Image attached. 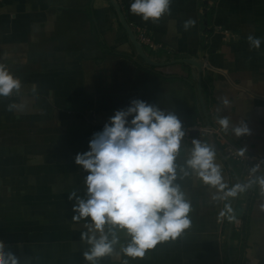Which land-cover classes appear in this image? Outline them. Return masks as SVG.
<instances>
[{
    "label": "crops",
    "instance_id": "obj_1",
    "mask_svg": "<svg viewBox=\"0 0 264 264\" xmlns=\"http://www.w3.org/2000/svg\"><path fill=\"white\" fill-rule=\"evenodd\" d=\"M130 25L145 27L166 49L146 64L129 39L113 3ZM132 0H2L0 65L22 84L21 93L0 97V244L19 264H86L83 223L72 222L69 194L84 193L74 158L116 110L133 99L175 112L184 129L199 118L218 124L242 152L264 158V0H172L171 13L145 22L130 11ZM195 21L188 30L184 22ZM259 38V49L248 36ZM166 59V60H165ZM227 102V103H225ZM15 107L9 110V105ZM245 124L249 134L235 136ZM219 125V124H218ZM220 126V125H219ZM221 166L224 191L242 180V165L226 158L208 137ZM192 143L184 137L176 163ZM177 183L191 204V227L175 241L158 244L143 258L113 254L98 264H264V193L256 181L235 197L197 182ZM247 206V207H246ZM230 209V210H229ZM245 212L243 237L233 226ZM121 243L127 237L120 233ZM119 245L116 252H119Z\"/></svg>",
    "mask_w": 264,
    "mask_h": 264
},
{
    "label": "clouds",
    "instance_id": "obj_2",
    "mask_svg": "<svg viewBox=\"0 0 264 264\" xmlns=\"http://www.w3.org/2000/svg\"><path fill=\"white\" fill-rule=\"evenodd\" d=\"M172 0H132L129 11L143 21L158 22L171 13ZM195 21L184 22V30ZM250 47L259 49L261 40L248 36ZM22 84L4 65H0V97L21 93ZM227 103V102H225ZM15 107L9 105V110ZM222 129L230 126L228 117L218 120ZM235 136L249 134V128H232ZM186 136L181 119L175 112L157 104L133 99L129 106L116 110L89 140V150L77 153L74 162L87 173L84 193L73 190L72 222L83 223L80 233L87 246L86 264L98 262L113 254L143 258L158 244L175 241L191 227V204L177 183L193 174L197 182L217 189L220 198L235 197L251 185L236 184L224 191L221 166L216 162L214 147L192 139L190 155L184 164L176 163ZM255 171V170H253ZM264 193V176L256 178ZM230 210V209H229ZM120 233L127 237L121 243ZM119 245V252L116 248ZM0 264H19L17 257L0 244ZM127 264V262H125Z\"/></svg>",
    "mask_w": 264,
    "mask_h": 264
},
{
    "label": "built area",
    "instance_id": "obj_3",
    "mask_svg": "<svg viewBox=\"0 0 264 264\" xmlns=\"http://www.w3.org/2000/svg\"><path fill=\"white\" fill-rule=\"evenodd\" d=\"M2 0H0L1 3ZM134 33L138 41L142 44L143 48L146 47L151 51H160L166 49L163 43L154 39L152 34H150L145 27L139 25H132ZM145 49V48H144ZM207 64L205 63V66ZM196 131L197 134L194 135L193 132ZM212 135L214 140L220 145L221 153L226 156V158L235 159L242 165V180L246 182L247 185H251L252 180L261 172L264 171V158H260L256 155L244 153L240 151L227 137L221 126L216 122L210 120L207 122L205 118H199L196 123L189 126L186 129L187 139L192 143V139H200L203 142H207L208 137ZM255 170V171H253ZM252 185L247 188L249 193V199L246 201L247 206L249 205L250 199L253 195ZM246 206V207H247ZM246 209L243 213L245 214ZM243 215L235 217L233 220V226L236 231H242L244 226Z\"/></svg>",
    "mask_w": 264,
    "mask_h": 264
},
{
    "label": "water",
    "instance_id": "obj_4",
    "mask_svg": "<svg viewBox=\"0 0 264 264\" xmlns=\"http://www.w3.org/2000/svg\"><path fill=\"white\" fill-rule=\"evenodd\" d=\"M113 4L116 7L117 12H118V14H119V16L121 18V21H122L124 27L127 30V33L129 35L130 41L133 43L137 53L140 55V57L144 60V62L146 64L153 65V66H163V65L169 64L170 62H176V63H189L191 65H194L199 71V74H198V79L199 80H198V82H199V89L201 88L202 71H203V67H205L204 66V62H202V61L198 62L195 59H190V58H187V59H175V60H172V61H161V60H158V58L156 56L150 55L149 52L145 51V49L143 48L142 44L136 38V35L132 31L130 25L124 19V16H123V13L121 12L120 6L118 4H116L115 2ZM205 119H206L207 122H210V118H209L208 114H206V118ZM193 134L196 135L197 132L194 131ZM209 137L213 138L212 135H210Z\"/></svg>",
    "mask_w": 264,
    "mask_h": 264
},
{
    "label": "trees",
    "instance_id": "obj_5",
    "mask_svg": "<svg viewBox=\"0 0 264 264\" xmlns=\"http://www.w3.org/2000/svg\"><path fill=\"white\" fill-rule=\"evenodd\" d=\"M243 219H244V226H243V229H242V231H240L239 233H240V235L243 237V233H244V231H245V228H246V218H245V214L243 215Z\"/></svg>",
    "mask_w": 264,
    "mask_h": 264
}]
</instances>
